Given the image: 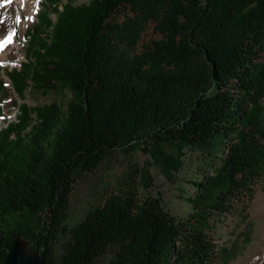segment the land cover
I'll return each instance as SVG.
<instances>
[{
  "label": "trees",
  "instance_id": "16d2710c",
  "mask_svg": "<svg viewBox=\"0 0 264 264\" xmlns=\"http://www.w3.org/2000/svg\"><path fill=\"white\" fill-rule=\"evenodd\" d=\"M149 22L161 37L137 52ZM28 39L7 74L16 93L71 99L21 103L0 126V264L18 237L42 264H217L213 222L244 210L264 175V0H46ZM165 147L207 166L189 218L105 193L70 225L78 180L116 153Z\"/></svg>",
  "mask_w": 264,
  "mask_h": 264
},
{
  "label": "rangeland",
  "instance_id": "374dc122",
  "mask_svg": "<svg viewBox=\"0 0 264 264\" xmlns=\"http://www.w3.org/2000/svg\"><path fill=\"white\" fill-rule=\"evenodd\" d=\"M74 1L76 5H81L88 0ZM20 2L17 8L21 20H24L20 21L16 17L7 19L6 27L0 29V83H5L6 89L2 103L4 117L0 118L1 127L15 120L21 103L30 107L53 102L65 106L71 99V93L66 90L45 91L30 86L22 98L16 93L7 74L14 67L20 68L26 62L28 30L37 22V16L46 0ZM25 7L35 10L28 15ZM61 9L62 5L59 6V10ZM51 17L53 20L56 18L55 14ZM7 37H15L16 41L7 44ZM160 37L154 31V23L149 22L137 44V52L142 51L143 45L150 44ZM10 47L15 48L16 53L13 56H9ZM3 54L5 58L1 59ZM200 158L199 152L184 147H165L161 148L160 152L151 153L138 148L110 156L93 173L78 180L70 197V225L81 221L91 206L102 201L105 193L128 192L138 200L146 197L159 198L170 214L182 219L189 218L194 211V182L199 181L203 170L207 169ZM259 198H264V175L256 184L252 199L246 203L244 210L241 205L232 215L223 218L221 223L213 222L215 228L210 236L215 240L219 251L217 264H256V252H260L264 246V215L254 210ZM58 249L60 254V245ZM17 252L20 262L36 264L40 261L39 246L24 237L18 241Z\"/></svg>",
  "mask_w": 264,
  "mask_h": 264
},
{
  "label": "bare ground",
  "instance_id": "6f19581e",
  "mask_svg": "<svg viewBox=\"0 0 264 264\" xmlns=\"http://www.w3.org/2000/svg\"><path fill=\"white\" fill-rule=\"evenodd\" d=\"M20 0H0V29L1 27H6L5 23L8 20H12V18L16 17L18 18V20L22 21L24 19L21 20L19 12H18V8L17 5L20 4ZM36 4L34 5V8H36ZM35 9L31 10V8L29 7H25V11L28 15L32 14L34 12ZM1 32V30H0ZM16 41L15 37H7L6 38V43L7 44H12L13 42ZM15 48L14 47H10V53L9 56H13L15 54ZM5 58V55L3 54L1 56V59ZM255 211H258L259 213H261L262 215H264V198H259L257 201V204L255 205L254 208ZM254 212V211H253ZM260 214V215H261ZM264 231V230H263ZM264 246L263 248L259 251L256 252V257H255V263L256 264H264ZM263 252V253H262ZM258 255V256H257Z\"/></svg>",
  "mask_w": 264,
  "mask_h": 264
},
{
  "label": "water",
  "instance_id": "95a60500",
  "mask_svg": "<svg viewBox=\"0 0 264 264\" xmlns=\"http://www.w3.org/2000/svg\"><path fill=\"white\" fill-rule=\"evenodd\" d=\"M20 238L21 237L17 238L16 243H15L12 251L9 254V257H8V260H7L6 264H31L29 262H20L17 259V255H18L17 247H18V241H19ZM39 258H40V261L38 263H36V264H42V255H40Z\"/></svg>",
  "mask_w": 264,
  "mask_h": 264
},
{
  "label": "snow or ice",
  "instance_id": "6c2138e0",
  "mask_svg": "<svg viewBox=\"0 0 264 264\" xmlns=\"http://www.w3.org/2000/svg\"><path fill=\"white\" fill-rule=\"evenodd\" d=\"M0 23H2V22H0Z\"/></svg>",
  "mask_w": 264,
  "mask_h": 264
}]
</instances>
